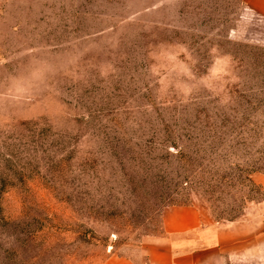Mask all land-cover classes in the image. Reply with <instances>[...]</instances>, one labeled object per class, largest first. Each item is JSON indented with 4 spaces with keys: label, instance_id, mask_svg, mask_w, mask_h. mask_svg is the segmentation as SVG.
<instances>
[{
    "label": "rangeland",
    "instance_id": "obj_1",
    "mask_svg": "<svg viewBox=\"0 0 264 264\" xmlns=\"http://www.w3.org/2000/svg\"><path fill=\"white\" fill-rule=\"evenodd\" d=\"M174 204L264 264V0H0V264H145Z\"/></svg>",
    "mask_w": 264,
    "mask_h": 264
},
{
    "label": "crops",
    "instance_id": "obj_2",
    "mask_svg": "<svg viewBox=\"0 0 264 264\" xmlns=\"http://www.w3.org/2000/svg\"><path fill=\"white\" fill-rule=\"evenodd\" d=\"M162 232L145 242L141 253L145 264H214L237 238L206 221L193 204L168 205L162 210ZM101 264H139L135 259L113 254Z\"/></svg>",
    "mask_w": 264,
    "mask_h": 264
}]
</instances>
